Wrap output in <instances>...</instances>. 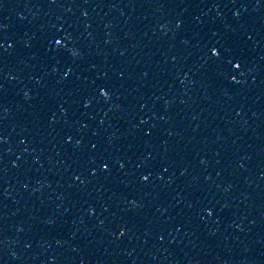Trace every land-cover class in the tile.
<instances>
[{"label": "water", "instance_id": "1", "mask_svg": "<svg viewBox=\"0 0 264 264\" xmlns=\"http://www.w3.org/2000/svg\"><path fill=\"white\" fill-rule=\"evenodd\" d=\"M0 264H264V0H0Z\"/></svg>", "mask_w": 264, "mask_h": 264}]
</instances>
